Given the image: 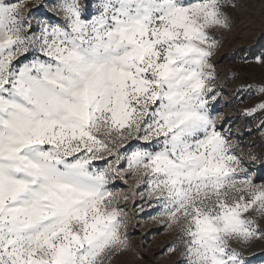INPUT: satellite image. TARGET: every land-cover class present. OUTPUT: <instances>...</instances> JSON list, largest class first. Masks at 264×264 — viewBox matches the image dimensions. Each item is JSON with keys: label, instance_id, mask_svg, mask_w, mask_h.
<instances>
[{"label": "snow or ice", "instance_id": "6c2138e0", "mask_svg": "<svg viewBox=\"0 0 264 264\" xmlns=\"http://www.w3.org/2000/svg\"><path fill=\"white\" fill-rule=\"evenodd\" d=\"M29 3L0 0V264H112L137 197L186 264H250L264 183L210 112L232 0Z\"/></svg>", "mask_w": 264, "mask_h": 264}, {"label": "rangeland", "instance_id": "374dc122", "mask_svg": "<svg viewBox=\"0 0 264 264\" xmlns=\"http://www.w3.org/2000/svg\"><path fill=\"white\" fill-rule=\"evenodd\" d=\"M15 2V0H13ZM59 0H30L26 11L37 20L60 21L52 9ZM229 7L230 28L216 31L217 51L213 57L217 79L216 100L210 112L217 127L234 145L237 156L257 183H264V111L250 110L264 103V0H232ZM62 22V21H61ZM127 189V186L120 184ZM137 197L123 205L129 213L125 234L128 246L112 259V264H186L176 233L154 219L155 208ZM264 228V220L260 221ZM250 264H264V238L252 241L244 251Z\"/></svg>", "mask_w": 264, "mask_h": 264}]
</instances>
